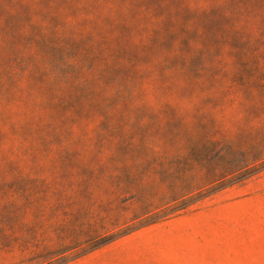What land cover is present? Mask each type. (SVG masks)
Wrapping results in <instances>:
<instances>
[{
  "label": "trees",
  "instance_id": "obj_1",
  "mask_svg": "<svg viewBox=\"0 0 264 264\" xmlns=\"http://www.w3.org/2000/svg\"><path fill=\"white\" fill-rule=\"evenodd\" d=\"M24 1L0 0V264H58L264 171V0L237 1L236 66L197 51L201 92L172 99Z\"/></svg>",
  "mask_w": 264,
  "mask_h": 264
},
{
  "label": "rangeland",
  "instance_id": "obj_2",
  "mask_svg": "<svg viewBox=\"0 0 264 264\" xmlns=\"http://www.w3.org/2000/svg\"><path fill=\"white\" fill-rule=\"evenodd\" d=\"M237 1L25 0L9 11L38 12L51 28L71 16L78 45L106 58V66L122 78L135 71L152 78L156 88L164 83L165 89H155L158 98L172 99L201 92L196 67L189 66L197 51L223 50L228 43L230 51L224 52L232 67L238 63L233 44L243 32L234 28ZM181 65L188 67L174 70ZM214 80L213 73L202 77L207 84ZM58 264H264V171L216 191L186 212L145 223L107 246Z\"/></svg>",
  "mask_w": 264,
  "mask_h": 264
}]
</instances>
